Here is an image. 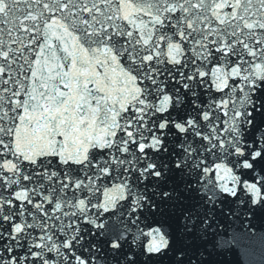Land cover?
<instances>
[{"label":"snow or ice","instance_id":"6c2138e0","mask_svg":"<svg viewBox=\"0 0 264 264\" xmlns=\"http://www.w3.org/2000/svg\"><path fill=\"white\" fill-rule=\"evenodd\" d=\"M258 87L264 0H0V264H96L102 205L174 134L259 203Z\"/></svg>","mask_w":264,"mask_h":264},{"label":"water","instance_id":"95a60500","mask_svg":"<svg viewBox=\"0 0 264 264\" xmlns=\"http://www.w3.org/2000/svg\"><path fill=\"white\" fill-rule=\"evenodd\" d=\"M252 99V123L242 127L250 144L264 134V87ZM189 147L190 139L169 136L164 150L151 155L161 175L133 177L122 188L127 198L102 205V226L91 229L85 245L96 264H264V199L253 204L251 190L243 188L230 195L227 182L220 185L201 172L202 157L189 155ZM242 175L264 181V159ZM161 235L166 246L156 251Z\"/></svg>","mask_w":264,"mask_h":264}]
</instances>
